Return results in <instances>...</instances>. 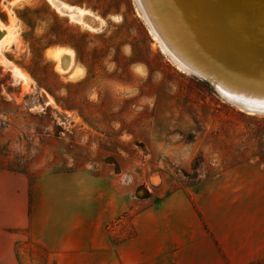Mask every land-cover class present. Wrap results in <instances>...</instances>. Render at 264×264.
<instances>
[{"label": "rangeland", "instance_id": "374dc122", "mask_svg": "<svg viewBox=\"0 0 264 264\" xmlns=\"http://www.w3.org/2000/svg\"><path fill=\"white\" fill-rule=\"evenodd\" d=\"M58 1L102 26L0 0V264H264V116L181 71L136 0Z\"/></svg>", "mask_w": 264, "mask_h": 264}, {"label": "water", "instance_id": "95a60500", "mask_svg": "<svg viewBox=\"0 0 264 264\" xmlns=\"http://www.w3.org/2000/svg\"><path fill=\"white\" fill-rule=\"evenodd\" d=\"M143 1L160 34L190 65L188 74L206 81L240 110L264 116V104L249 106L251 102L225 96L216 87L222 81L238 84L264 77V0ZM189 1H195L194 10L184 8Z\"/></svg>", "mask_w": 264, "mask_h": 264}, {"label": "bare ground", "instance_id": "6f19581e", "mask_svg": "<svg viewBox=\"0 0 264 264\" xmlns=\"http://www.w3.org/2000/svg\"><path fill=\"white\" fill-rule=\"evenodd\" d=\"M175 1L176 0H173V3ZM50 2L52 3V5L55 7V9L59 13H61L62 15L68 16L71 20L77 23H80L92 30H96L97 28L101 27L103 24L102 19H100L99 17L95 16L94 14H92L91 12L87 10H83L79 7H73V6L67 5L66 3L60 2L58 0H50ZM136 2L138 3L139 11L143 19L149 25L152 35L158 41L163 51L181 71L189 73V71H187V67L190 69L189 67L190 65L189 66H187L188 64L186 65V61L182 59V57L179 55L180 51L173 50L172 47L169 45V43L166 41V39H164L163 36L160 34L159 28L156 25L154 19L149 14V11L147 10L145 6L144 1L136 0ZM194 4H195V1H189L184 6V8L189 9L187 7L191 5L192 10H194L195 9ZM172 8H173V4H172ZM208 9H211V5L209 1H208ZM9 31L10 30H8L7 28L5 29L0 24V47L5 42H8V40H10ZM62 54H63L62 52L49 53L50 56L57 58L59 62L58 64L59 69L65 70L66 65H65V61L63 60V58H61ZM183 65L185 66V68ZM221 84L217 83L216 87L219 88L218 86H220L223 92L226 94L225 96L231 95V96H234L235 98L246 100V102H251L250 104H248L249 106H256V105L262 106V104H264V77H257L256 82L251 80L246 83L242 81V83L233 84V83H230L229 81H222ZM228 102L231 103L230 101ZM233 105L238 106L235 104Z\"/></svg>", "mask_w": 264, "mask_h": 264}, {"label": "crops", "instance_id": "0c3cea01", "mask_svg": "<svg viewBox=\"0 0 264 264\" xmlns=\"http://www.w3.org/2000/svg\"><path fill=\"white\" fill-rule=\"evenodd\" d=\"M9 32H10V36H12L13 33L11 31ZM10 36L9 38L11 40ZM19 181H20L19 173L17 172L14 173L13 171L7 170L2 166H0V212L6 206L7 211L11 217V223L7 224L6 226L0 225V247L4 245L2 239L4 238L5 230L6 229L8 230L9 228L14 229L15 227L16 228L19 227V215H18L19 214L18 203L20 198Z\"/></svg>", "mask_w": 264, "mask_h": 264}]
</instances>
